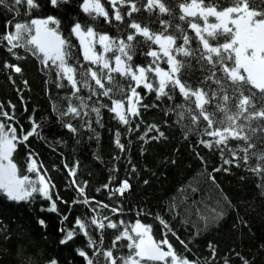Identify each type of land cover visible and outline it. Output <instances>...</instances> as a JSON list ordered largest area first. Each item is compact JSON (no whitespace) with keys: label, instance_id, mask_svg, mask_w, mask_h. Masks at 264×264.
<instances>
[{"label":"snow or ice","instance_id":"6c2138e0","mask_svg":"<svg viewBox=\"0 0 264 264\" xmlns=\"http://www.w3.org/2000/svg\"><path fill=\"white\" fill-rule=\"evenodd\" d=\"M69 2L0 0V9L19 17L18 20L10 16L0 18L5 28L0 33V46L16 61L27 59V55L20 54V49L31 54L39 61L42 72L50 77L54 74L52 83L56 89L70 90L64 97L66 108L57 111L61 125L74 136L79 134L80 128H87L92 133L89 139L99 142L100 133L94 125L105 127L102 109L114 114L113 118L124 126L123 133L116 129L113 134L114 146L121 153L130 152L122 142V135L140 133L142 126H145L142 134L136 136L141 142L140 155L147 152L145 145L168 141L169 136L161 130V125L145 122L143 113L159 108V102H172L163 115L175 113L174 126L182 127V139L191 141L189 148L200 169L197 186H188L193 193L191 197L184 194L188 189H178L179 198H167L166 205L162 198L158 211L146 203L127 209L135 213L134 222H130L120 218L126 211L121 198L126 200L127 194L133 191L130 181L138 172L130 157L125 156L126 168H130L126 178L118 175L120 169L114 165L107 182L94 189L97 194L103 191L108 201L116 202L105 203L89 194L88 180L81 183L77 179L80 161L77 159L70 164L62 156L71 189L79 196L65 200L56 191L49 170L42 162L37 163V154L31 148L30 138L45 139L41 125L33 113L27 118L30 127L25 129L15 114L16 105L8 101L7 108L0 102V197L18 204H32L37 199L46 201L47 207L42 204L40 211L57 214L61 225L68 221L73 205L86 207L88 212L77 216L71 228L59 229L61 245L80 235L86 238L84 246L76 249L85 264H216L217 260L221 264H232L237 258L240 264H255L254 257L244 256L235 249L218 256V246L212 241L206 246L209 255L190 258L188 254L193 253L190 245H195L210 231L218 230L237 211L221 186L219 175L231 176L235 174L234 169L243 170L245 175L239 180H250L264 195V0H177L171 6H166L165 0H146L143 7L148 12L158 9L159 14L172 17L170 20L157 17L162 26L159 31L133 18V13L141 11L136 0H82L79 8L88 19L75 20L70 25L69 35L65 36L60 31L61 20L55 15L42 17L40 10L48 5L59 8ZM100 18L107 25L120 22L125 28L116 25L115 36L100 32ZM177 20L183 23H174ZM71 36L79 42L84 63L73 51L76 45ZM97 45L101 51L97 50ZM152 45H158L159 51ZM144 46L148 50L143 55L152 58L147 66L134 62L137 49ZM109 53L112 55L108 56ZM162 59L166 69L160 66ZM192 61L199 65L201 75L190 82ZM2 68L15 74L23 73L19 63L4 61ZM8 79L15 85L12 75ZM22 83L28 87L27 80ZM138 89L146 90V95L154 94L155 101L144 103L145 95ZM16 92L23 111L27 112L22 90L16 88ZM177 97L181 98L180 102ZM90 113L95 114L94 121L84 119ZM64 117L69 119L65 121ZM73 119L81 122L79 127L72 123ZM168 123L164 121L165 126ZM20 146L26 150L27 174L21 172L14 160ZM202 150H206L207 155L202 154ZM174 151L179 153L180 149ZM213 157L215 164L211 162ZM112 159L117 161L120 157ZM165 163L178 165L176 159ZM53 170L59 169L53 165ZM143 183L147 185L149 181ZM201 184L214 195L196 199L195 194L204 191ZM58 203L68 206L66 214L60 212ZM245 207L249 212H256L254 205ZM102 210L111 215L103 214ZM260 215L264 218V211ZM145 218H151L152 222L146 223ZM37 222L47 228L44 219ZM237 223L247 226L238 212ZM176 225L187 233V240L178 233ZM154 227L159 228V238ZM232 227L236 228L237 224ZM108 229L114 232L110 244L105 245ZM120 248H126L127 254L115 255L114 250ZM45 264H59V261L53 257Z\"/></svg>","mask_w":264,"mask_h":264},{"label":"trees","instance_id":"16d2710c","mask_svg":"<svg viewBox=\"0 0 264 264\" xmlns=\"http://www.w3.org/2000/svg\"><path fill=\"white\" fill-rule=\"evenodd\" d=\"M136 2L141 11L133 13V18L142 23V25L149 26L153 31L161 30L162 26L159 24L158 16L160 19H172V17L166 14H159L158 9L151 13L148 12L143 7L146 0H136ZM165 2L166 6H171L177 3V0H165ZM81 3L82 0H70L68 4L61 5L59 8H53L48 5L40 10V15L42 17L45 15H55L61 20L60 31L65 36H68L70 25L75 20L83 21L88 19L86 14L79 8ZM174 10L178 15V7ZM21 12L23 13V9H21ZM9 16L13 19H19L14 13L9 14L0 9V18ZM177 22L179 21H174V23ZM116 25H119L121 29L125 28V25L120 24V22H114L111 26L107 25L103 22V18H100L98 31H107L109 35L115 36L117 35ZM4 31V25L0 23V33ZM127 31L132 30L127 29ZM172 31L173 29L170 28L169 32ZM188 31L192 35L191 30L189 29ZM121 35H124V33ZM70 39L76 45L73 51L77 54L81 63H84L78 40L75 36H71ZM137 39L143 38L138 37ZM152 47L159 51L158 45H152ZM97 50L101 51L98 45ZM147 50V46L137 49V55L134 57L136 64L147 66L150 63L152 58L143 55V52ZM19 52L21 55H27V59L16 61L5 51L3 46H0V102H4L5 108H7L8 101L16 105L15 114L20 118V122L24 124L25 129L30 127L27 120L28 116L34 113L35 119L41 125L40 131L45 139L30 138L31 148L37 154L35 157L37 163L42 162L44 167L49 170V175L56 184V191L65 200L71 201L73 197L79 198V196L71 189L70 178L63 170L62 156L70 164L77 159L80 161L81 166L78 170L77 179L81 183L85 179L88 180L91 185L88 189L89 194L95 195L97 200H104L105 203L116 202L108 201L107 195L103 191L97 194L94 189L107 182L110 169L114 165L120 169L118 175L121 178H126L130 168H126L127 159L125 156L130 157L132 162L137 166L138 172L133 174V179L130 181L134 186L133 191L127 194L126 200L121 198L126 206V211L120 217L130 222H134L135 213L127 209L142 206L146 203L149 208L158 211L162 198H165L163 203L166 205L167 198H179L181 196V192L178 189H188L189 185L193 187L197 186L196 176L200 169L189 148L191 141L186 142L183 140L181 137L182 127L174 126L175 113L169 116L163 115L167 105L172 102H159V108H153L143 113V120L147 123L160 124L161 130L166 132L169 140L159 143L151 142L145 145L147 152L144 155H140L141 142L136 140V136L142 134L145 127L142 126L140 133L122 135V142L127 144L130 152L127 154L121 153L114 146L113 134L116 129H120L123 133L124 126L120 125L113 118L114 114L109 113L106 109H102L105 127L99 128L94 125L100 133L101 138L99 142L89 139L92 133L87 128H80L79 134L76 136L69 133L59 122L61 117L57 109L66 108L67 105L64 97L70 93V90L56 89L52 83V80L55 79L54 74L51 77L48 76L40 70L42 66L35 57H32L31 54H26L23 49H20ZM111 55V53L108 54V56ZM164 59L160 61V66L166 69L167 65L164 63ZM4 61L19 63L23 68L22 75L3 69L2 65ZM9 75L13 76L15 85L9 81ZM200 75L201 70L199 65L195 61H192V69L189 73L190 82ZM23 80L28 81V87L23 85ZM16 88L22 90L24 100L27 103V112L23 111ZM138 91H141V94L145 95L144 103L150 104L155 101L154 94L146 95V90L143 89H138ZM95 100L96 98L93 97V101ZM101 100L107 101V98H101ZM180 100L181 98L177 97V102H180ZM74 102L78 103L75 100ZM91 103L92 101H89V104ZM63 119L67 121L69 117H64ZM84 119L94 121L95 114L90 113ZM165 120L169 122L167 126L164 125ZM72 123L79 127L81 122L73 119ZM77 140H79L78 144L76 143ZM176 148L180 149L179 153L174 151ZM202 154L207 155L206 150H202ZM114 156H119L120 159L114 161L112 159ZM169 159H176L178 165L165 163ZM14 160L20 167L21 172L27 174L26 150L23 146H20L18 152L14 154ZM211 162L215 164L217 162L216 158L213 157ZM53 165H56L59 170L54 171ZM233 171L234 175H219L218 179L224 191L231 197L233 204L237 206V211L233 212L218 230L210 231L200 238L195 245H190V247H193V253L188 255L190 258L193 255H209L206 251V246L208 241H212L218 246V256H223L225 253L235 249L236 252H240L244 256L254 257L255 264H264V250H262V246H264V218L260 215V212L264 211V195L250 180H239L241 175H245L243 170L234 169ZM144 180H148L149 183L145 185L143 183ZM201 186L204 187V191L202 193L197 192L195 194L196 199H207L209 196L214 195L208 187L202 184ZM184 194L189 197L193 195L190 189ZM42 204L47 207V202L40 199H37L32 204H25L23 202L18 204L0 197V264H45V261L53 257L59 261V264H85L83 258L77 254L76 249L84 246L86 238L80 235L68 244L61 245L59 241L62 233L59 229L62 226L71 228L74 219L88 212V209L82 205H73V210L68 221L65 222V225H61L60 216L55 213L40 211ZM246 205H254L256 212H249L248 208L245 207ZM58 206L61 213H67V205L58 203ZM102 212L103 214L111 215L107 210H102ZM237 212L243 217L244 221H247V226H244L243 223H237ZM112 218L116 219L115 216ZM39 219L46 221V229L38 224L37 221ZM145 222L151 223V218H145ZM233 224H237V227L233 228ZM176 227L181 237L187 240V233L180 225H176ZM113 232L114 230H107L108 235L105 237V245L110 244ZM154 233L159 238L158 227H154ZM5 237H8V239H5ZM177 247L179 248L178 244ZM114 254L126 255L127 249L120 248L119 251L114 250ZM216 264H221V262L217 260ZM232 264H240L239 259H233Z\"/></svg>","mask_w":264,"mask_h":264}]
</instances>
